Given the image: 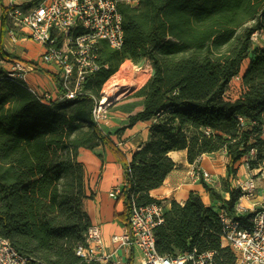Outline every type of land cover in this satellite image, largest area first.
Instances as JSON below:
<instances>
[{"label":"trees","instance_id":"trees-1","mask_svg":"<svg viewBox=\"0 0 264 264\" xmlns=\"http://www.w3.org/2000/svg\"><path fill=\"white\" fill-rule=\"evenodd\" d=\"M113 1L122 17V47L113 50L104 41L99 43L102 67L86 80L76 99L42 102L23 80L9 78L0 67V236L27 259L26 264H85L75 254L91 225L84 210L90 197L78 150L101 145L120 157L108 134L94 122L92 109L101 86L126 60H148L152 74L134 95L142 99V109L128 118V127L151 124L148 141L130 162H122L116 199L123 205L119 218L125 228L133 202L160 203L149 192L177 167L168 155L172 151H186L189 164L224 151L227 177L232 179L237 163L250 152L255 153L254 159L245 161L250 171L264 165V46L251 40L254 34L264 38V0ZM13 8L0 0L4 62L14 58L3 44ZM246 59L242 92L227 100L228 86ZM201 183L209 197L220 202L219 209L234 214L238 189L228 190L224 181L222 190L228 191L229 199L223 200ZM214 208L197 193H190L182 205L171 201L154 230L158 254L213 251L214 264H235L236 254L221 244ZM252 216L251 212L239 220L248 224Z\"/></svg>","mask_w":264,"mask_h":264},{"label":"built area","instance_id":"built-area-1","mask_svg":"<svg viewBox=\"0 0 264 264\" xmlns=\"http://www.w3.org/2000/svg\"><path fill=\"white\" fill-rule=\"evenodd\" d=\"M34 0L11 2L9 12L10 28L6 38L11 44L19 41H33L42 49L36 65L52 67L58 75V89L55 100H74L83 94L86 80L102 67L98 62V45L104 41L110 49L119 50L123 44L122 17L113 0H39L25 9L21 4ZM253 43L264 46V38L254 34ZM4 68L12 79L23 80V75L35 70L21 61H7ZM24 81V80H23ZM25 82V81H24ZM42 102L49 103L50 95L29 89ZM105 106L94 100L92 118L100 125L105 119ZM242 125L245 119L237 117ZM247 169L248 166L246 165ZM264 175V165L260 168ZM249 170V169H248ZM250 171V170H249ZM193 181L211 184V175L192 164L188 170ZM240 198L255 201L256 185L253 177L236 182ZM119 189L109 192L116 199ZM237 204L234 214L218 211L221 225V239L237 256L235 264H264V188L260 198L254 202L253 216L249 223L239 220L244 210ZM164 207L153 202L147 205L131 204L129 227L120 235H113V251L105 253L101 230L90 225L85 233V243L76 248L75 254L85 264L113 263L112 256L119 248L136 249L140 253L138 264H214L213 251L199 253L196 249L176 256H162L156 250L154 230L163 222ZM27 259L19 255L9 241L0 236V264H26Z\"/></svg>","mask_w":264,"mask_h":264},{"label":"crops","instance_id":"crops-1","mask_svg":"<svg viewBox=\"0 0 264 264\" xmlns=\"http://www.w3.org/2000/svg\"><path fill=\"white\" fill-rule=\"evenodd\" d=\"M5 1L3 0V3L6 6ZM3 44L4 50L14 57L11 60L21 61L25 65H31L34 68L38 67L44 71L33 70L27 72L23 75V80L29 89H33L38 93H48L51 100H55L59 89L58 75L56 76L52 67L48 65H36V60H38L43 49L30 40L11 44L4 38ZM247 65L248 62L245 68H241L239 78L242 77ZM7 66L8 63L5 62V68ZM241 92L242 86L239 88V94ZM141 109L142 99L135 97L117 103L106 117V122H108L106 125V132L108 133L106 134L117 147L120 157L117 158L111 150L101 145L94 150L84 148L78 150L77 159L83 164L85 169L86 195L90 197L84 202V210L90 219L91 225L100 227L105 253L113 251L114 246L111 243V237L122 234L125 229L119 218L123 213L122 202L109 197V192L113 189L120 190L123 175L122 162H130L132 154L142 147L149 138L150 121L137 122L132 127L127 126L128 118ZM168 155L177 167L167 175L159 188L149 192V196L159 201L164 209H167L171 201L182 205L190 193H197L206 206H213L218 212L220 210V202L209 197L201 181H193L189 178L188 170L192 164L187 163L186 151H172ZM227 161L226 153L219 151L200 156L194 164L211 175V184L208 185L214 188L223 200L229 199L228 191L222 190L224 181H227L228 190H231L236 189L237 181H243L249 175L254 176L255 194L258 199L264 188V175H262L261 169L249 171L246 167L245 159H242L237 163L236 176L232 179L227 177ZM255 201L241 199L238 205L244 212L238 213V215H246L252 212V206ZM139 260L140 253L136 249L119 248L112 256L113 263L138 264Z\"/></svg>","mask_w":264,"mask_h":264},{"label":"rangeland","instance_id":"rangeland-1","mask_svg":"<svg viewBox=\"0 0 264 264\" xmlns=\"http://www.w3.org/2000/svg\"><path fill=\"white\" fill-rule=\"evenodd\" d=\"M21 0H6V6H9L11 2L19 3ZM6 38V35L4 36ZM7 40V38H6ZM248 58V57H247ZM248 62V59L244 60V63L242 65V68H245L246 64ZM0 67L5 68V62L0 60ZM124 69H131L132 75L129 78V80L124 81L123 85L114 87L113 84H115V81H118L121 73L123 72ZM139 74L145 75V81L143 82L142 85L138 86L136 84V78L138 77ZM152 74V66L151 63L143 58H139L136 61L133 60H126L123 63H121L117 69V71L109 77V79L101 86L99 92H98V97H97V102H101L104 97L109 98V102L107 105H105V115L108 116V114L111 113V109L117 104L120 103L124 100H129L132 98H135L134 95L137 91H139L148 81ZM240 73L238 76L234 77L227 89V92L225 94V98L227 100H234L237 97L240 96L239 94V88L241 86L239 78ZM108 122H106V119L103 123L99 125L101 130L104 133L106 132V125ZM264 138V134L262 136ZM255 153L250 152L249 157H244L245 161L247 158H252L254 159ZM246 164V163H245ZM251 175H249L250 177ZM254 179V176H251ZM222 188L226 189L225 184H222ZM260 198V197H259ZM258 198V199H259ZM256 197V201L258 200ZM163 206V205H162ZM254 209V208H253ZM165 210V209H164ZM251 213V212H250ZM222 246H224V242H221Z\"/></svg>","mask_w":264,"mask_h":264},{"label":"bare ground","instance_id":"bare-ground-1","mask_svg":"<svg viewBox=\"0 0 264 264\" xmlns=\"http://www.w3.org/2000/svg\"><path fill=\"white\" fill-rule=\"evenodd\" d=\"M132 72L131 69H124L123 72L121 73L118 81H115V84H113V86L116 88L118 86L123 85L124 81L129 80V78L131 77ZM145 81V75L139 74L138 77L136 78V84L138 86L142 85L143 82ZM109 102V98L108 97H104L101 101V104L103 106L107 105Z\"/></svg>","mask_w":264,"mask_h":264}]
</instances>
